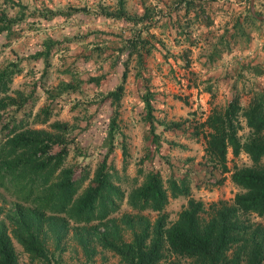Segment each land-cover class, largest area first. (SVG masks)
<instances>
[{
  "label": "rangeland",
  "instance_id": "rangeland-1",
  "mask_svg": "<svg viewBox=\"0 0 264 264\" xmlns=\"http://www.w3.org/2000/svg\"><path fill=\"white\" fill-rule=\"evenodd\" d=\"M13 1L0 0V11L20 17L10 31L0 33V68L10 60L42 49L49 38L60 42L50 48V64L46 68L41 57L20 60L22 70L13 76L8 93L17 99L20 94L29 95L28 101L21 108L9 105L4 117H20L24 110H30V115H25L28 127L44 128L54 134L59 131L50 123L67 121L72 128L59 133L69 149L64 166L86 165L92 175L107 151V127L115 114L118 126L110 157L120 176L116 182L124 189L125 197L108 216L112 220H94L88 225L109 229L118 226L121 237L130 240L133 229L127 226L126 214L135 218L136 229L138 216L153 222L157 211L136 210L127 203V193L141 183L151 166L159 167L166 186L170 175L178 172H182L188 184L189 194L172 196L168 189L163 211L169 221L177 217L190 196L204 202V219L210 217L212 203H232L240 187L230 179L229 172L219 185L209 187L205 182L211 163L202 156L204 138L200 122L211 110H222L233 92L246 106L254 92L264 89V20L259 17L264 14V0L253 3V12L251 0H198L207 11L201 12L197 20L193 18L200 6L190 7L184 14L183 0H124L126 10L133 13L142 12L145 6L152 8L151 18L145 20L152 26L142 35L153 47L144 54L141 66L134 56L128 58L127 51L120 49V37L129 35L131 24L107 13L116 10L118 0ZM124 68V91L115 113L116 107L102 98L121 81ZM62 83L70 86L63 89ZM207 84H211L214 95L207 91ZM145 87L152 92L154 131L144 115L141 94ZM43 106L50 107L49 119L35 121V114ZM161 121L180 125L164 129ZM247 132L243 121L239 134L244 136ZM154 134L159 135V148ZM122 140L127 150L125 168ZM228 165L234 168L252 165V161L244 151L236 156L228 152ZM28 205L13 191L0 186V229L10 236L19 264H45L41 259H32L13 234L15 218H20ZM243 217L254 225L263 222L255 213ZM67 220L60 235L57 218H52L54 227L46 222L40 232L51 264H124L82 225ZM83 236L89 240L88 252L80 241ZM236 248V244L230 246L229 257L234 256ZM157 264L193 262L191 257L166 248Z\"/></svg>",
  "mask_w": 264,
  "mask_h": 264
},
{
  "label": "trees",
  "instance_id": "trees-1",
  "mask_svg": "<svg viewBox=\"0 0 264 264\" xmlns=\"http://www.w3.org/2000/svg\"><path fill=\"white\" fill-rule=\"evenodd\" d=\"M5 1L14 3L13 0ZM183 1L184 14L190 7L196 9L200 6L193 19H199L201 12L207 11L206 6L199 4L198 0ZM151 9L145 6L142 12L133 13L126 10L124 0H118L116 10L107 12L131 24L129 35L120 37V49L127 51L128 58L134 56L140 66L144 54L153 47L142 35L144 30L152 26L145 23L146 19L151 18ZM204 16L208 17V14ZM18 20L20 17L0 11V33L10 31ZM181 32L184 33V29ZM184 38L188 39L187 35ZM58 42L60 40L49 38L42 49L18 60H10L0 68V186L29 203L20 218H15L13 228L14 237L29 256L51 264L40 232L46 222L54 227L52 218H57L60 220L59 235L69 219L96 236L98 242L116 253L124 264H157L166 248L175 254L191 257L193 264H264V89L254 92L246 106L239 101V95L233 92L222 110H211L200 122L204 138L202 156L211 163L205 182L209 187L219 185L229 172L230 179L240 187L232 203H212L211 215L204 219L201 215L206 209L204 202L190 196L177 217L169 221L163 211L168 202V189L172 196L189 194L188 184L182 172H178L175 176L170 175L166 186L159 167L151 166L141 183L134 185L127 193V203L136 210L151 209L158 214L153 222L138 216V229L134 227L135 218L126 214L127 226L133 231L132 238L124 240L118 233V226L109 229L88 225L94 220L98 223L107 218L112 220L108 216L125 197L124 189L116 182L120 176L110 157L118 126L115 114L107 127V151L98 161L92 175L86 165L64 166L69 149L59 133H66L72 128L67 121H52L50 126L59 131L54 134L44 128L28 127L29 121L25 115L29 116L30 110H24L20 117H4V110L9 105L21 108L28 101L29 95L20 94L17 99L8 93L13 76L22 70L20 60L41 57L46 68L50 64V48ZM126 69L122 72L121 81L105 92L102 98L116 107L115 113L124 91ZM68 86V83L61 84L63 89ZM145 88L141 94L144 115L154 131L156 119L151 102L152 92ZM206 89L214 95L211 84H207ZM50 115V107L43 106L33 119L44 122ZM243 121L248 132L241 136L239 130L243 127ZM160 124L166 129L178 126L180 122L161 121ZM154 136V143L159 148V135ZM120 145L125 168L126 145L123 140ZM241 151L249 156L252 165L231 168L228 165V152L236 156ZM138 170L143 173L141 168ZM252 213L260 216L263 222L254 225L244 220L243 216ZM80 241L84 251L88 252L89 240L83 236ZM233 244L237 248L234 256L229 257L227 250ZM0 264H19L11 238L2 229Z\"/></svg>",
  "mask_w": 264,
  "mask_h": 264
},
{
  "label": "water",
  "instance_id": "water-1",
  "mask_svg": "<svg viewBox=\"0 0 264 264\" xmlns=\"http://www.w3.org/2000/svg\"><path fill=\"white\" fill-rule=\"evenodd\" d=\"M250 7H251V10L253 12V9H254V6H253V0L250 1ZM259 17H262L264 19V14L259 16Z\"/></svg>",
  "mask_w": 264,
  "mask_h": 264
},
{
  "label": "crops",
  "instance_id": "crops-1",
  "mask_svg": "<svg viewBox=\"0 0 264 264\" xmlns=\"http://www.w3.org/2000/svg\"><path fill=\"white\" fill-rule=\"evenodd\" d=\"M256 1H258V0H253V3H256Z\"/></svg>",
  "mask_w": 264,
  "mask_h": 264
}]
</instances>
